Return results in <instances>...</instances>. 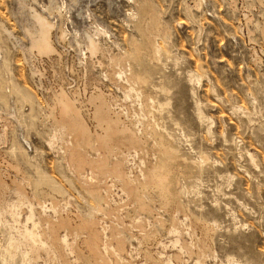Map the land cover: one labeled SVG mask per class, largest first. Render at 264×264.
Instances as JSON below:
<instances>
[{"label":"rangeland","instance_id":"374dc122","mask_svg":"<svg viewBox=\"0 0 264 264\" xmlns=\"http://www.w3.org/2000/svg\"><path fill=\"white\" fill-rule=\"evenodd\" d=\"M101 259L264 264V0H0V264Z\"/></svg>","mask_w":264,"mask_h":264},{"label":"bare ground","instance_id":"6f19581e","mask_svg":"<svg viewBox=\"0 0 264 264\" xmlns=\"http://www.w3.org/2000/svg\"><path fill=\"white\" fill-rule=\"evenodd\" d=\"M152 21L155 25L158 24L157 18L153 17ZM92 45H95V44H92ZM94 48H95V46H94ZM165 179H166V175H160L158 178H156L155 176L151 177V175L149 176L150 183H154L158 186H160L161 183H163ZM163 190H165V189H163ZM96 264H108V263L104 259H101V260L97 261Z\"/></svg>","mask_w":264,"mask_h":264}]
</instances>
